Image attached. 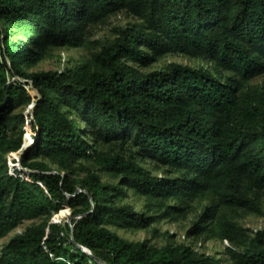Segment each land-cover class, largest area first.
<instances>
[{
    "label": "trees",
    "instance_id": "obj_1",
    "mask_svg": "<svg viewBox=\"0 0 264 264\" xmlns=\"http://www.w3.org/2000/svg\"><path fill=\"white\" fill-rule=\"evenodd\" d=\"M124 11L142 26L121 31L91 63L24 70L51 48L82 47L91 25ZM0 22V238L43 219L2 248L0 264H98L78 245L105 264H223L184 245L128 242L108 226L142 229L156 220L118 204L127 196L121 183L162 205L211 195L190 232L231 243L244 230L219 219L220 208L263 213L264 84L249 82L264 74V0H0ZM167 54L213 68L173 63L144 74L129 64L147 67ZM26 127L33 142L20 154L21 175H12L6 155L22 148ZM113 145L128 153L101 149ZM137 158L178 176H151ZM44 160L63 171L90 161L121 183L89 172L79 191ZM67 206L77 217L71 227L51 221ZM182 211L166 205L164 215ZM242 246L226 249L230 264H264V230Z\"/></svg>",
    "mask_w": 264,
    "mask_h": 264
},
{
    "label": "rangeland",
    "instance_id": "obj_2",
    "mask_svg": "<svg viewBox=\"0 0 264 264\" xmlns=\"http://www.w3.org/2000/svg\"><path fill=\"white\" fill-rule=\"evenodd\" d=\"M142 22L131 15L129 12H118L102 22L95 25H91L86 34L85 43L79 48H51L47 51L44 59L35 65L25 66L24 70L29 73L35 72H65L71 70L77 65L84 63H91L93 57L98 54L103 47L111 46L114 41L119 37L120 32L126 28L134 27L140 28ZM4 23L0 22V27H4ZM150 57H153L152 53L146 48H141ZM181 64L183 66H189L192 68H213V66L201 59L191 58L185 55H163L157 57L152 63L145 67L140 66L136 63L130 62L129 64L135 69L139 70L144 74H148L153 71L165 70L170 64ZM217 77L220 75L215 73ZM222 75H229V73H222ZM264 84V74L252 79L249 82L251 87H260ZM28 93L32 96L35 101L37 93L28 88ZM30 108H25V114ZM75 118V116H74ZM85 123L79 121V127L83 128ZM24 144L19 151L11 152L6 155L8 160L9 173L19 174L16 171L20 154L26 150L33 142L32 132L29 127H26V134H24ZM129 148V147H128ZM126 146H101L103 151H115L117 153H128ZM49 167L56 173H60L63 177L67 176L71 183L81 191L80 184L84 182L89 172H94L106 185L117 186L121 183V177L110 174L106 171H102L99 167L90 161L81 160L71 165L68 171L61 170L58 166L53 165L48 160H44ZM137 162L150 172L151 176L159 178H174L178 176L176 173H171L168 169L162 168L151 160H142L137 158ZM20 168V167H19ZM26 177V175H24ZM28 177V176H27ZM122 192L127 193L125 198H119L118 204H127L134 207V209L143 213L145 216H154L156 220L148 224L142 229H125L116 226H108V228L116 233L119 237L123 238L128 242H145L148 245L162 249L166 246L173 248L180 247L182 245L191 248L198 256H211L219 259L223 264H230L231 261L228 259L226 249L228 247H234L235 249H243L242 244L246 243L249 238L253 237L254 234L259 230H264V204L263 213L257 215L254 213H247L242 210H234L228 208H220L219 219L230 220L237 224L244 230L243 239L236 243H231L226 240H219L212 237L209 233L203 232L201 234L191 233L194 229V225L198 223L199 216L205 210L206 207L211 206L214 202L211 195L206 194L199 196L195 199L186 200H170L164 202L163 205L160 201L148 199L136 194L130 190L125 184L121 183ZM166 205H176L183 209L182 212L173 215H164ZM77 217L72 216V210L67 206L62 208L57 214L53 215L51 221L59 222L63 225L72 226V222ZM41 220H24L18 224L11 232L6 236L0 238V252L2 248L17 234L24 232L28 227L42 223ZM89 256H92L98 264H105L101 259L97 258L92 254L91 251L86 249ZM99 262H98V261Z\"/></svg>",
    "mask_w": 264,
    "mask_h": 264
},
{
    "label": "water",
    "instance_id": "obj_3",
    "mask_svg": "<svg viewBox=\"0 0 264 264\" xmlns=\"http://www.w3.org/2000/svg\"><path fill=\"white\" fill-rule=\"evenodd\" d=\"M33 106H34V104L32 103V104L30 105V108H29V109L32 110V109H33ZM78 247H80L85 253H87L85 248H83V247H81V246H79V245H78ZM97 261H98V260H97ZM98 262H99V261H98Z\"/></svg>",
    "mask_w": 264,
    "mask_h": 264
}]
</instances>
